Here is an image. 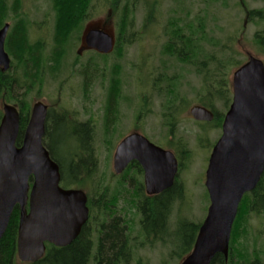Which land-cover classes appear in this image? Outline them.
Masks as SVG:
<instances>
[{"label":"rangeland","instance_id":"1","mask_svg":"<svg viewBox=\"0 0 264 264\" xmlns=\"http://www.w3.org/2000/svg\"><path fill=\"white\" fill-rule=\"evenodd\" d=\"M7 1L11 6L13 0ZM95 1L97 6L91 12L92 19L84 27L93 23L105 26L104 29L109 30L116 42L113 51L107 55L87 50L77 54L82 31L80 39L71 40L55 79L46 77L42 86L32 88L29 93H25L23 86H15L11 91L12 97L21 99L22 106H28L29 113L32 106L40 102L55 114L63 115L69 124L90 123L97 159V167L90 179L92 186L87 183L79 188L71 186L65 189L84 191L88 196V205L94 198L92 195L99 194L103 187L108 188L110 199L119 192L120 200L110 217L120 218L129 227L126 235L131 248L129 264H181L186 256L180 255L183 249L181 240L176 242L170 238L158 242L145 238L141 232L139 213L128 203L136 191L135 187L143 180L132 172L130 177L133 182L136 181L128 184L123 177L126 173L121 176L114 174V150L124 136L136 131L149 142L175 152L181 160L179 166L183 168L178 172L177 182L183 185L184 198L172 207L169 233L174 232L180 217L201 225L209 207L204 188L205 171L221 130L215 125L196 124L189 116V109L199 104L197 94L201 90V78L194 73L195 68L162 55L167 39L165 31L172 17L181 18L190 25L201 20L206 32L205 57L214 55L220 58L231 51L236 62L244 64L249 57L264 62V42L261 47L255 40L257 35L262 36L264 22L250 15L253 11L264 9V0H138L134 11L135 35L130 44L121 41L122 36L116 29V15L108 6L111 0ZM20 3V11L27 20L29 41L36 43L44 40L45 53L49 56L54 28L50 0H20ZM145 19H149V24H145ZM11 22V19L7 21L9 28ZM15 66L13 63L4 74L18 70ZM94 67L98 72L94 71ZM235 70L232 68L228 73L230 85ZM86 79L88 87L83 84ZM112 80L114 84H111ZM171 84L175 92L170 95L167 90H171ZM111 85L118 86L119 96L118 101H114L115 111L108 127L106 100ZM4 105L17 109L20 106L7 97L6 100L0 97V118ZM218 109L222 110L221 107ZM95 216L100 224L108 220V217L98 213ZM92 239L97 242L95 236ZM248 240L250 248L254 246L264 264V214H249ZM16 264L23 263L16 260Z\"/></svg>","mask_w":264,"mask_h":264},{"label":"trees","instance_id":"2","mask_svg":"<svg viewBox=\"0 0 264 264\" xmlns=\"http://www.w3.org/2000/svg\"><path fill=\"white\" fill-rule=\"evenodd\" d=\"M137 1L111 0L108 4L116 15V29L122 36L120 38L124 44H130L132 36L135 35L133 28ZM50 2L54 13L53 47L50 55L46 56L44 40L36 43L29 41L27 20L20 11V0H13L11 6L7 0H0V29L7 21L12 20L4 50L10 58V68L15 63L18 69L8 75L0 73V97L2 100H6L7 97L20 105L17 146L21 143L28 122L29 108L26 105L22 106L21 99L12 97V89L15 86L18 88L23 86L25 93H29L32 88L42 86L46 77L55 79L71 40L80 39L85 24L92 19L90 17L92 10L97 6L95 0H50ZM263 13L264 9L253 11L250 15L257 21L264 22ZM148 22L149 19H145V24H149ZM263 34L261 37L258 35L255 37L261 47L264 42ZM165 35L167 39L162 48V55L195 68L194 73L201 78L202 83L201 90L197 94L198 103L217 114L218 120H215L214 124L220 127L222 113L228 109L232 99L228 73L230 69L237 68L242 63L233 59L231 51H227L226 53L229 54H223L220 58H215L214 55L205 57L206 32L201 20L190 25L181 18L172 17ZM94 71L98 72L96 67ZM83 84L88 87V79ZM111 84H114L113 80ZM169 87L171 90H167V93L171 95L175 91L172 84ZM117 90L116 85H111L108 90L106 107L108 127L112 118L114 100L118 97ZM45 138L46 143L43 142V145L48 150L50 159L59 168L60 186L79 188L87 183L89 187L92 186L90 179L97 167V159L92 146L93 129L90 123L69 124L64 120L63 115L48 110ZM136 167L140 172V167ZM181 168L179 166V170ZM177 181L176 179L170 189L153 197L145 196L143 185L139 183L128 204L139 213L140 229L145 238H152L158 242H165L170 238L176 242L181 240L183 249L180 255L185 256L194 244L200 225L180 217L174 232L169 233L172 207L175 202L184 198L183 185ZM120 187L124 190L123 186ZM260 187H262V195ZM108 195L107 187H103L99 194L92 195L96 199L92 198L89 203L88 222L82 227L77 238L63 248L46 245L43 258L34 264H129L131 248L126 239L129 227L120 218L110 217L120 200V194L118 192L112 197L113 199H110ZM95 212L108 217V220L100 224ZM251 213L264 214V171L256 190L251 196L245 195L239 205L231 230L227 260L218 254L210 264H263L256 254L257 250L253 249L254 246L252 249L249 246L248 220ZM18 222L19 209L15 207L0 240V264H16ZM93 236L96 237V243L93 242Z\"/></svg>","mask_w":264,"mask_h":264},{"label":"water","instance_id":"3","mask_svg":"<svg viewBox=\"0 0 264 264\" xmlns=\"http://www.w3.org/2000/svg\"><path fill=\"white\" fill-rule=\"evenodd\" d=\"M105 26L88 24L82 32L77 54L86 50L109 54L114 37ZM9 25L0 30V72L10 68L4 51ZM232 101L221 136L215 143L205 172L209 197L207 214L190 253L181 264H210L220 254L227 260L228 246L238 206L244 194L255 189L264 169V64L249 57L231 78ZM0 120V240L15 206L19 208L16 240L17 260L34 264L45 254V244L56 248L70 245L88 220L87 197L80 190H64L59 168L42 144L47 108L32 106L20 147H16L19 113L4 105ZM195 121L210 122L213 114L194 106ZM132 161L144 173L149 197L173 186L178 165L169 151L151 144L140 134L125 137L116 147L112 166L120 175ZM30 179L32 181L30 182Z\"/></svg>","mask_w":264,"mask_h":264},{"label":"flooded vegetation","instance_id":"4","mask_svg":"<svg viewBox=\"0 0 264 264\" xmlns=\"http://www.w3.org/2000/svg\"><path fill=\"white\" fill-rule=\"evenodd\" d=\"M264 35V34H263ZM119 96V95H118ZM114 101H118V97H117V99L116 100H114ZM106 103H107V100H106ZM199 106V105H198ZM106 107H107V104H106ZM201 107H203V106H201ZM207 109V108H206ZM114 111H115V104H113V108H112V117H113V113H114ZM210 112H212V114H213V119H212V121H210V122H195L196 124H199V125H202V126H208V125H215L214 124V121L215 120H218L217 119V117H216V113L213 111V110H209ZM226 112H224L223 114H222V119L224 118V114H225ZM112 119V118H111ZM222 119H221V123H222ZM216 126V125H215ZM169 127H171V126H169ZM217 127V126H216ZM220 130H221V124H220ZM46 130H47V116H46V118H45V131H44V140L46 139L45 137H46ZM171 128H170V130H169V133L171 134ZM131 134H140V133H138V132H136V131H133L132 133H129V134H127L126 136H124L123 137V139L125 138V137H127V136H129V135H131ZM142 135V134H141ZM221 135V134H220ZM220 137V136H219ZM219 139V138H218ZM217 139V140H218ZM157 146V145H156ZM159 148H161V149H163V150H166V151H170L171 153H173V155L175 156V158H176V160H177V163H178V167H179V165H180V161L181 160H179V158L175 155V152H173V151H171L170 149H165V147H161V146H158ZM175 150H179V149H175ZM212 150V149H211ZM115 151V150H114ZM136 166H138V167H140L139 165H138V163H136L135 161H132L131 163H129L128 164V166L126 167V169H125V171L122 173V174H124V173H126L123 177H125L124 178V182H127L128 184H131V183H134L133 182V178H132V176L130 177V175L132 174V172H135V174H136V176H141L142 177V180H143V178H144V174H143V171L141 170L140 172L137 170V167ZM129 172H131V173H129ZM121 174V175H122ZM120 175V176H121ZM261 177H262V174H261ZM260 177V178H261ZM132 178V179H131ZM259 183V182H258ZM258 183H257V185H258ZM142 185H143V183H142ZM257 185H256V187H255V189H253L252 191H250L249 193H247L246 195H249V196H251L252 194H253V192L256 190V188H257ZM261 190H262V187H260V192H261ZM163 193V192H162ZM161 194V193H160ZM261 195H262V192H261ZM89 207V206H88Z\"/></svg>","mask_w":264,"mask_h":264},{"label":"bare ground","instance_id":"5","mask_svg":"<svg viewBox=\"0 0 264 264\" xmlns=\"http://www.w3.org/2000/svg\"><path fill=\"white\" fill-rule=\"evenodd\" d=\"M44 125H45V122H44Z\"/></svg>","mask_w":264,"mask_h":264}]
</instances>
